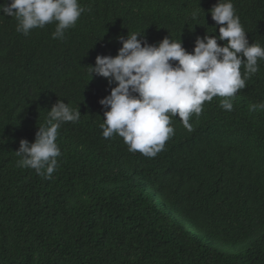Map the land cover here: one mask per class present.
<instances>
[{"label": "trees", "instance_id": "1", "mask_svg": "<svg viewBox=\"0 0 264 264\" xmlns=\"http://www.w3.org/2000/svg\"><path fill=\"white\" fill-rule=\"evenodd\" d=\"M218 2L79 0L86 11L63 40L55 24L18 33L0 11V264H264V109L250 110L264 103V60L232 111L214 97L191 131L170 116L174 135L154 158L102 136L99 101L117 85L90 75L129 32L193 53L198 37L219 35ZM232 3L249 43L264 47V0ZM59 100L81 117L59 128L58 168L45 179L15 151Z\"/></svg>", "mask_w": 264, "mask_h": 264}, {"label": "clouds", "instance_id": "2", "mask_svg": "<svg viewBox=\"0 0 264 264\" xmlns=\"http://www.w3.org/2000/svg\"><path fill=\"white\" fill-rule=\"evenodd\" d=\"M0 11L17 20L18 33L27 36L34 28L55 24L52 38L63 40L65 31L75 27L86 9L79 0H11L0 5ZM209 11L219 35L198 37L193 53L187 52L182 41L166 37L158 45H150L138 38L140 33L129 32L127 39L119 38L122 47L115 57H96L95 66H90L91 77L95 74L117 85L99 101L106 109L100 125L105 139L118 135L129 152L154 158L174 135L170 116H178L191 131L190 117L199 116L204 103L214 97L224 98L221 109L233 110L232 98L259 71L264 47L249 43L232 0H219ZM196 17L194 12L193 19ZM218 41L226 44L221 46ZM259 109H264V103L250 106L252 111ZM80 117V110L59 100L49 110L46 123L39 126L35 142L20 141L15 151L21 157L18 166L51 179L61 156L58 130Z\"/></svg>", "mask_w": 264, "mask_h": 264}]
</instances>
